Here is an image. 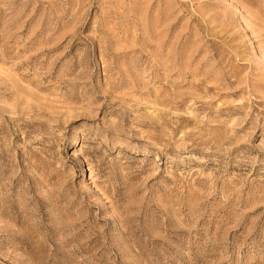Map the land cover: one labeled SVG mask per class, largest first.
<instances>
[{"label": "rangeland", "instance_id": "1", "mask_svg": "<svg viewBox=\"0 0 264 264\" xmlns=\"http://www.w3.org/2000/svg\"><path fill=\"white\" fill-rule=\"evenodd\" d=\"M0 264H264V0H0Z\"/></svg>", "mask_w": 264, "mask_h": 264}]
</instances>
